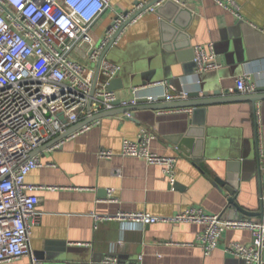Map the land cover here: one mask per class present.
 I'll use <instances>...</instances> for the list:
<instances>
[{
  "label": "crops",
  "instance_id": "1",
  "mask_svg": "<svg viewBox=\"0 0 264 264\" xmlns=\"http://www.w3.org/2000/svg\"><path fill=\"white\" fill-rule=\"evenodd\" d=\"M141 1L146 0H111L112 7L93 25L95 42L100 43L116 12ZM182 1L186 10L172 17L181 36L171 29L163 34L159 14L147 13L127 25L120 40L109 48L106 59L121 66L117 77L125 84L116 90L118 97L130 101L137 89L144 97L199 88H220L225 95H235L236 80L245 72L263 87L264 0H236L241 17L215 0ZM163 41L185 48L167 52ZM197 44H213L220 68L196 72L193 47ZM73 57L97 67L89 63L84 49H76ZM145 80L150 84H143ZM143 129L152 135L154 152L178 158L174 188L160 166L120 154L123 140H136ZM53 146L37 154L44 165L27 176L28 182L45 187L37 191L42 215L32 229V257L0 264H101L107 256L116 257L120 264H244L227 248L235 241L250 244L252 233L247 229L226 230L217 248L206 255L197 241L201 224L132 225L109 216L125 211L170 217L196 207L209 214L224 212L235 220L261 219L264 101L257 104V118L252 105L244 101L211 104L205 109L139 110L132 118L124 113L107 116ZM100 149L116 154L111 159L99 158ZM216 178L236 187L237 202L253 215H230V194ZM94 214L103 218L97 220ZM70 249L76 251L72 252L75 256H69ZM42 251L45 258H37L36 252Z\"/></svg>",
  "mask_w": 264,
  "mask_h": 264
},
{
  "label": "built area",
  "instance_id": "2",
  "mask_svg": "<svg viewBox=\"0 0 264 264\" xmlns=\"http://www.w3.org/2000/svg\"><path fill=\"white\" fill-rule=\"evenodd\" d=\"M152 1L137 2L129 10L116 12L113 23L97 44L92 28L112 7L111 0H0V262L32 257V229L42 215L38 209L40 197L37 191L45 187L28 182L27 176L44 163L38 155L21 163L23 159L71 125L102 111L135 105L143 96L137 89L134 99L122 100L115 105L119 99L117 91L108 89V85L118 76L121 66L106 56L102 61L101 58L107 47L120 40L126 23L133 24L145 14L155 13L166 0ZM173 1L184 4L182 0ZM215 1L241 17V7L236 0ZM76 49H84L89 63H97V67L74 58ZM193 62L197 73L221 66L216 60L213 44L195 45ZM257 88L248 72L236 80V90L240 94L255 93ZM188 93L182 90L163 96L167 101L185 100ZM145 97L149 103L158 100V96ZM60 114H64V119ZM125 115L131 117L129 112ZM97 124L100 119L79 131ZM151 141L152 135L143 129L136 140H123L120 154L160 166L174 188L178 158L154 152ZM62 142L54 146H60ZM97 154L99 158L111 159L116 152L100 149ZM113 191V188L108 189L109 194ZM108 200L113 199L109 197ZM94 217L97 220L103 218L97 214ZM109 217L132 225L201 224L203 229L197 241L206 255L213 253L226 230L247 229L252 233V242L235 241L227 250L244 264H264V209L259 220H235L224 212L209 214L196 207L170 217L125 211ZM101 264L120 262L116 257L107 256Z\"/></svg>",
  "mask_w": 264,
  "mask_h": 264
},
{
  "label": "water",
  "instance_id": "3",
  "mask_svg": "<svg viewBox=\"0 0 264 264\" xmlns=\"http://www.w3.org/2000/svg\"><path fill=\"white\" fill-rule=\"evenodd\" d=\"M156 1H159V0H153L151 3H154ZM184 10H186V9L173 0H166L165 3L161 4L160 6H158L156 8L155 13L159 14V16L161 18V24L163 25V28H164L163 34H165L166 32H167L166 34H168V30L171 29V31L178 34V36L182 35V32H181L182 30H180V27H178L179 24L177 23L176 18L174 20V18H172V17L174 15V13H175L174 16H176L177 14L178 15L181 14ZM128 23H126L124 25V27L127 26ZM182 28H184V27H182ZM163 42H164L163 48L167 52H175V51H179L180 49L185 48V46H182V45L181 46L176 45V44L170 45L169 43L167 44V42H165V41H163ZM109 48H110V46L106 48V50H105V52L101 58V61L105 57V55L107 54ZM101 61L98 64V68L100 66ZM163 77H165V75ZM151 83H153V82H151ZM143 84L147 85V84H150V82H146V80H145ZM124 85L125 84H124L122 77H115L114 79L111 80L110 84L108 85V89L120 90V89L124 88ZM121 101L122 100L119 98L118 100L115 101V105H119L121 103ZM230 101H244V102L250 103L252 105V108H253L254 113L256 115V118H257V104L260 101H264V86L258 87L257 91L255 93H251V94H240L236 90L235 95H225L223 93L222 89H220V88L214 89L213 91L204 90L202 88H199V89L190 91L188 93V98L185 100L167 101L165 96H159L158 100L156 102H152V103L148 102L147 97H140L137 99V104H135V105H129V106H125V107L119 106V107H116V108L111 109V110L102 111L100 113L94 114V115H92L86 119H83V120L71 125L65 132L58 135L51 142L44 144V145L40 146L39 148H37L36 150H34L33 152H31L26 158L23 159V161L21 163H24L25 161H27L32 156L37 155L38 153H40L45 148H48L54 144L59 143L60 141L65 140L67 137H69L73 133L79 131L85 125L91 123L92 121H95L97 119H101V118H104L107 116H113V115L122 114V113L125 114V113L129 112V113H131V117H128V118H132V116H134L135 112L139 111V110H166V109H181V108L205 109V107H207L208 105H211V104L224 103V102H230ZM60 118L64 119V114H60ZM257 142H258V154H257L256 160H257L258 165L260 167L261 166V159H260L259 137H257ZM216 181L221 186H223L228 191V193L230 194V199H229L230 215H234V216H238V215H241V216L249 215L250 216V215H253L254 212L243 208L237 202V200H236V198H237L236 187L231 185L228 180H224L222 178H216ZM74 251L75 250L70 249L68 251L69 256H71V255L75 256L73 254ZM35 255L39 259L45 258V253L43 251L42 252H36Z\"/></svg>",
  "mask_w": 264,
  "mask_h": 264
}]
</instances>
